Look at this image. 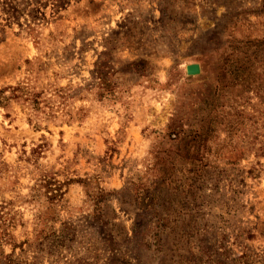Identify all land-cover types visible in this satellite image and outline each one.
I'll use <instances>...</instances> for the list:
<instances>
[{"label": "rangeland", "instance_id": "1", "mask_svg": "<svg viewBox=\"0 0 264 264\" xmlns=\"http://www.w3.org/2000/svg\"><path fill=\"white\" fill-rule=\"evenodd\" d=\"M245 55L251 87L218 91ZM8 87L39 101L0 106L1 250L17 264L264 257V0H0Z\"/></svg>", "mask_w": 264, "mask_h": 264}, {"label": "trees", "instance_id": "2", "mask_svg": "<svg viewBox=\"0 0 264 264\" xmlns=\"http://www.w3.org/2000/svg\"><path fill=\"white\" fill-rule=\"evenodd\" d=\"M243 57V58H242ZM241 59L240 58H235L234 60H231V62L228 65V68L226 69L225 72L221 73L222 78L227 75V83L226 85H222L221 88L218 89V91L222 92V88H224L226 91L224 93H230L229 90L233 87V86H241V88L243 89H248L249 87H251L252 85V81L249 78L250 73H249V66H250V56L245 55L242 56ZM9 89V94L10 96H5L4 93V89L0 90V106L4 107V103L8 100V99H16L19 97H24V99H26L27 101H29L31 104L33 105H37L39 103L38 101V95L28 91L25 88H7ZM215 94V93H214ZM221 94H219L220 96ZM214 101L218 102V93L214 98ZM217 119V116L212 115L210 116V119L207 120L208 125L210 126V124L212 122H215ZM210 128H208L207 126L203 129L202 132H200L197 135L198 140L201 141H205L210 133ZM176 138V135L175 137ZM184 145L187 146V144L184 143ZM196 166V171L201 172V171H205L207 170L209 164L207 162H201L200 160L197 161H193L191 164V167ZM252 173L251 171L247 172ZM164 181H166L163 176L159 177V182L156 185L157 187H161L164 184ZM43 183V181H41ZM44 184V183H43ZM49 184V183H48ZM50 185V184H49ZM45 187L46 186H42ZM32 198L37 197V194L35 193L34 190H32ZM48 196L46 197V199L48 200L47 202L49 203V207L50 208H54V206L56 205V203H58V198L61 197V193L58 191L57 189L54 190H49L48 191ZM99 199L103 198V194L101 192V194H98ZM53 206V207H52ZM0 220H1V216H0ZM46 221V218H43V222ZM1 224H0V264H17L16 259L12 256V254H4V252L1 250V245L3 243H8L6 242L7 240L4 239L5 237H7V232H6V224L4 223V221L1 220ZM39 236L43 237L46 234H44L43 231H39ZM14 248V245L12 246V250ZM209 259V258H208ZM238 260V264H264V257L262 259L256 260L255 259V255L254 257H252L251 255L248 254H242L241 256L236 258ZM231 262H234L231 260Z\"/></svg>", "mask_w": 264, "mask_h": 264}, {"label": "water", "instance_id": "3", "mask_svg": "<svg viewBox=\"0 0 264 264\" xmlns=\"http://www.w3.org/2000/svg\"><path fill=\"white\" fill-rule=\"evenodd\" d=\"M187 76H195L199 74V66L197 64H188L184 67Z\"/></svg>", "mask_w": 264, "mask_h": 264}]
</instances>
